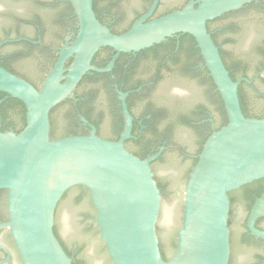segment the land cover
I'll return each instance as SVG.
<instances>
[{
    "label": "water",
    "instance_id": "obj_1",
    "mask_svg": "<svg viewBox=\"0 0 264 264\" xmlns=\"http://www.w3.org/2000/svg\"><path fill=\"white\" fill-rule=\"evenodd\" d=\"M69 1L77 31L58 51L39 89L0 66V93L19 100L26 110L21 132L0 131V190L5 192L7 212L0 228L8 230L21 264H72L53 233L55 221L66 247L79 251L87 264H228V193L264 178V118L242 113L238 87L252 80L231 79L206 23L252 0H190L182 9L148 21L159 2L152 0L148 11L120 34L111 33L97 20L93 0ZM182 1L164 0L163 6ZM144 4L131 5L129 16ZM17 15L28 17L20 8ZM176 34H188L196 42L227 118L226 125L205 140L185 183L176 176L182 168L180 149H193L189 129L179 133V147L157 168L164 188L167 180L171 182L162 196L150 166L157 155L143 160L123 145L131 127L125 94L120 99L126 128L118 141L100 138L94 129L88 135L50 139V111L73 97L87 72L109 68L91 65L98 49L137 52ZM31 78L38 82L36 76ZM171 86L201 92L194 78L174 79ZM207 106L215 113L212 105ZM249 109H264V99H255ZM62 112L63 107L58 113ZM101 132L110 131L104 127ZM76 186L88 192L90 201L75 200L77 192H73L62 201L55 218L57 203ZM259 211L258 207L252 210L248 226L264 238V232L252 227ZM158 218L170 236L181 221L175 249L166 260L158 247Z\"/></svg>",
    "mask_w": 264,
    "mask_h": 264
},
{
    "label": "flooded vegetation",
    "instance_id": "obj_2",
    "mask_svg": "<svg viewBox=\"0 0 264 264\" xmlns=\"http://www.w3.org/2000/svg\"><path fill=\"white\" fill-rule=\"evenodd\" d=\"M189 1L164 7V0H159L148 21L182 9ZM140 2L145 3L142 9L129 16L131 5ZM151 3L152 0H99L101 8L107 5V9L94 13L111 33L120 34L143 16ZM18 8L28 17H19ZM206 28L219 52L235 62L232 70L239 72L236 80H252L250 84L244 82L250 89L245 91V95L264 99V0H252L238 9L224 12L208 21ZM76 31L77 20L69 0L46 3L38 0H0V66L39 89L58 51L68 38L71 37L69 42L72 41ZM183 38L184 34H176L137 52L116 53L108 47L98 49L91 65L109 68L103 72H87L73 91V97L52 109L57 108L53 116L59 129L69 133H60V138L88 135L94 129L98 137L118 141L126 128L120 99V95L125 94L131 127L130 136L123 141V145L143 160L157 155L150 162L156 181L161 183L157 168L162 167L167 156L179 147L177 136L182 130L189 129L193 149L179 148L182 168L176 176L185 183L193 162L199 157L203 141L221 125L222 116L213 97L217 90L210 84L202 57L199 59L196 55L198 47ZM6 48H11V51L4 52ZM70 63L71 59L65 67ZM32 76H36L38 82ZM177 78L197 79L200 94L190 88L172 87L171 81ZM7 100L6 95L0 94V104ZM207 104L213 106L215 113L209 111ZM62 107L64 112L58 113ZM255 112L257 110H250L248 115L254 117ZM4 115L0 112V129L14 132L11 118L4 119ZM104 127L110 132L102 133ZM166 184L161 190L163 195L169 191L170 180ZM228 198V264H264V238L254 235L248 226L252 210L258 207L260 211L252 227L264 232V214L261 212V209L264 212V178L229 192ZM6 221L4 195V200L0 199V224ZM54 225L60 245L66 247L59 235L60 226L56 221ZM156 226L161 230L160 234L156 233L159 251L168 258L175 249L179 227L170 236L159 224V218ZM66 249L72 264H87L79 251ZM0 264H21L6 228H0Z\"/></svg>",
    "mask_w": 264,
    "mask_h": 264
},
{
    "label": "trees",
    "instance_id": "obj_3",
    "mask_svg": "<svg viewBox=\"0 0 264 264\" xmlns=\"http://www.w3.org/2000/svg\"><path fill=\"white\" fill-rule=\"evenodd\" d=\"M102 9H107V5H105L104 7L101 8V6L99 5V0H93V11L95 13H98V12L102 11ZM184 39L187 40V42H189L192 46H196V42L194 41V39L190 35L184 34L183 40ZM195 52H196L197 57L199 59H201L200 52H199L198 48L195 49ZM219 54H220V57H221L224 65H225L226 69L229 72V76L231 77V79L233 81H235L236 78L239 76L238 75L239 74L238 71L232 70L233 67H235L234 66L235 62L231 61V63H229V59H227L228 57H227V55L225 53L219 52ZM209 81H210V84L212 85L213 89H215L216 87L214 86L211 78H209ZM247 89H249V87L244 82H241V84L238 87V97H239V102H240V107H241L242 113L246 117H250L248 115V113H249L250 110H253V109H249V106L254 103L255 99L251 95H250V97L245 95V91ZM249 91H250V89H249ZM0 94L1 95H5L4 93H0ZM7 97H8L7 102H4V103L0 104V112L5 114L4 115V119L5 118H11V122L10 123H11V125L14 128V133L17 134V133L21 132L24 129L25 125H26V122H25V112H26V110H25L24 105L19 100L15 99V98H11L9 96H7ZM213 97L217 100L216 101V105H217L218 108H220L221 116H222L221 125L217 128V130H218L222 126L226 125L227 118H226V113H225V110H224V105H223V102H222V100L220 98L219 93L216 91L214 93ZM56 110H57V108L52 110L50 112V116H49V119H50L49 136H50L51 140H55V139L60 138V133L69 134L66 130H61L57 126L56 120H55V118L53 116V114H54V112ZM253 116L255 118H258V119L264 118V109H261V110L255 112V114ZM4 129L5 128H1L0 131L3 132ZM208 137H209V135L206 137V139ZM204 141H203V143H204ZM201 150H202V147L200 148L199 151H201ZM197 161H198V159H196L193 162L192 168L196 165ZM154 180L156 181L155 178H154ZM156 184H157V188L160 191V194L162 196H164L161 193L163 185L158 180L156 181ZM73 192H77V195L75 196V200H82L84 198H88V200L90 201L88 192L84 188H82L80 186L73 187L72 189H69L67 192H65L63 194L62 198L60 199V201L57 203V206H56L55 212H54L55 218H56V214H57L58 208L62 204V201L64 199H66V197H68L69 194H71ZM4 195H5V192L4 191H0V199L2 201L4 200ZM160 232H161V230L159 229L158 226H156V233L160 234ZM53 233H54L55 237L58 240V231H57V228H56L55 225L53 226ZM62 248L65 251V253L68 254V251H67V249H66V247L64 245H63ZM160 255H161L163 260L167 259V257L164 255V253L162 251H160Z\"/></svg>",
    "mask_w": 264,
    "mask_h": 264
}]
</instances>
